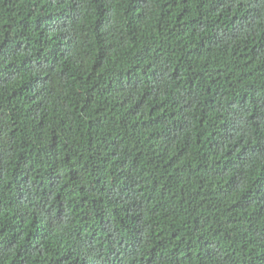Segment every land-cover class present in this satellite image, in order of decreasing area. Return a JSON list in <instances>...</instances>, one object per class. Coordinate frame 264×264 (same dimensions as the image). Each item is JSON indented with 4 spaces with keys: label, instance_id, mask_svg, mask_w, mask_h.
I'll list each match as a JSON object with an SVG mask.
<instances>
[{
    "label": "trees",
    "instance_id": "16d2710c",
    "mask_svg": "<svg viewBox=\"0 0 264 264\" xmlns=\"http://www.w3.org/2000/svg\"><path fill=\"white\" fill-rule=\"evenodd\" d=\"M0 264H264V0H0Z\"/></svg>",
    "mask_w": 264,
    "mask_h": 264
}]
</instances>
